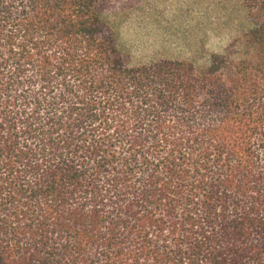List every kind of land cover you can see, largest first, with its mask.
<instances>
[{
    "label": "trees",
    "instance_id": "16d2710c",
    "mask_svg": "<svg viewBox=\"0 0 264 264\" xmlns=\"http://www.w3.org/2000/svg\"><path fill=\"white\" fill-rule=\"evenodd\" d=\"M147 2L0 0V264H264V0L133 63Z\"/></svg>",
    "mask_w": 264,
    "mask_h": 264
},
{
    "label": "rangeland",
    "instance_id": "374dc122",
    "mask_svg": "<svg viewBox=\"0 0 264 264\" xmlns=\"http://www.w3.org/2000/svg\"><path fill=\"white\" fill-rule=\"evenodd\" d=\"M214 10L195 0H148L145 11L122 18V46L133 63L155 58L189 60L202 52L201 41L208 34V50L218 49L225 42L218 35L220 23Z\"/></svg>",
    "mask_w": 264,
    "mask_h": 264
}]
</instances>
